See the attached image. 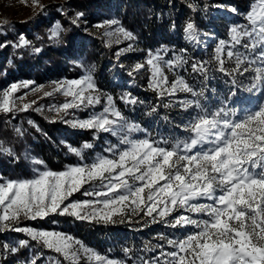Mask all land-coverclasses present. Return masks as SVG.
Returning <instances> with one entry per match:
<instances>
[{"label":"snow or ice","instance_id":"6c2138e0","mask_svg":"<svg viewBox=\"0 0 264 264\" xmlns=\"http://www.w3.org/2000/svg\"><path fill=\"white\" fill-rule=\"evenodd\" d=\"M32 4L43 7L39 0H32ZM230 11L236 9L230 8ZM83 15L77 12L71 23L78 25ZM246 19L247 25L230 29L231 43L219 41L213 59L218 72L233 77V85L236 76H243L252 65H257L246 88L252 92L264 90V0H258ZM117 23L105 21L94 27H111ZM61 30L57 23L50 29V38L57 37ZM184 31L186 39H197L193 23L189 22ZM117 33L127 40L135 39L123 27L105 35ZM29 43L21 35L19 43L13 47ZM5 46L0 43V47ZM238 46L245 51L241 53ZM131 48L129 44L128 49ZM225 51L228 60L235 59L231 71L225 66ZM121 52L117 53L118 57ZM183 63L182 57L165 60L160 53L150 52L146 61L136 63L128 75H134L147 65L151 71L149 87L157 92L158 98L166 92L174 95L177 90L190 92L193 97L202 95L180 78L172 81L169 88L165 67L173 70ZM192 70L199 73L206 68L204 63H193ZM33 83L14 82L0 90V113L32 109L35 100L25 103L27 93L16 94ZM98 91L92 75L87 73L79 79L55 82L52 91H44L43 96L62 93L70 98L59 106L50 107L49 111H55L59 119L74 128L120 136L119 144L106 148L104 151L109 155H97L90 163L69 165L61 171L34 168L36 175L30 179L0 181V232L24 233L32 241L63 256L69 264H79L81 254L89 264H125L123 260L100 255L65 233L19 226L20 222L59 215L78 221L115 223L116 216L142 214L152 223L163 222L174 229H196L183 238L167 239L171 250H162L142 264H264V104L241 117L224 104L206 109L198 100L185 101L183 107L194 106L199 111L185 126L190 134L170 143L164 139L131 138V133L140 129L124 120L111 96L107 97V106L99 114L87 119H64L71 109L101 103ZM121 99L126 103L137 102L130 94ZM35 110L41 111L39 107ZM28 123L37 127L31 120ZM15 131L22 134L19 128ZM82 147L90 149L93 145L84 143ZM68 150L83 160L80 149L69 146ZM0 152L10 153V149L0 145ZM43 163L33 160L35 165ZM81 192L89 199H73L74 194ZM159 238L166 239L163 235ZM28 246L29 240L21 239L16 245L4 242L0 250L15 254ZM123 252L128 256L131 249L125 247ZM23 264H37V258L34 256Z\"/></svg>","mask_w":264,"mask_h":264},{"label":"trees","instance_id":"16d2710c","mask_svg":"<svg viewBox=\"0 0 264 264\" xmlns=\"http://www.w3.org/2000/svg\"><path fill=\"white\" fill-rule=\"evenodd\" d=\"M251 1L62 0L48 3L34 15L12 22L18 33H21L30 43L23 47H13L14 44L19 43L21 35L3 37L6 46L0 49L2 57L0 59V82L32 77L38 81L44 78H74L79 77L85 69H93L98 85L110 88L116 95L118 90L127 91L128 89L125 86H109L104 81L109 74L107 60L113 59L115 50V45H107L100 32L97 31V27H94L104 18L113 16L125 30L135 36L141 48L154 49L163 43L172 44L173 33L180 34L189 22L195 25V29L205 28L208 22H211L216 29L217 40L218 38L227 39L231 25L245 22L242 13L227 18L224 15L214 16L211 10L218 4L227 5L229 3L246 13ZM77 12L84 14L78 25L71 23ZM57 23L60 24L62 30L57 37L50 38V29ZM217 44L215 40L206 50H187V60L183 64V69L193 72V63H204L206 71L193 72L194 75L210 74L212 83L216 87L220 86L218 87L219 93L223 95L222 81L233 77L225 76L216 70L217 62L213 57ZM36 48L40 51H34ZM224 59L225 66L231 71L235 66V59L229 60L231 63L228 64L226 52ZM2 70H4L3 73ZM143 75L144 73L140 72L138 78H143ZM253 75V71H249L242 77L236 76L235 80L238 84L242 80L246 84L251 83ZM140 82L137 81L138 91L136 89L128 91L138 96L140 100H148L150 91L147 88L142 89L143 83ZM239 88L240 85H237L236 93L243 96ZM64 102L63 96L54 94L49 97L43 96L33 105L32 109L26 112L0 113V145L10 149V153L0 152V179L32 178L36 175L34 168L41 171L44 169L62 170L80 161V157L69 152V146L80 149L84 143H93L98 140L96 147H99L103 142L102 134H98L100 140L95 139L94 130L74 128L59 119L55 111H49L50 107L59 106ZM37 107L41 111H36ZM69 113L64 119L71 120L75 114L81 118L86 116V112L82 109H71ZM29 120L34 122L39 131L37 127L28 123ZM17 128L22 130V134H17L15 131ZM88 152H82V156H87ZM36 159L44 163L42 165L33 164V160ZM114 219L115 223H103L78 221L68 216L51 215L43 220H30L23 224L69 232L101 250L108 246L126 247L131 249L130 254L132 255L138 242L142 250H147L154 244L153 241H159L157 237L153 238L147 233L149 231L152 235L156 233L157 227L161 225L160 222L152 223L150 218L143 217L142 214L133 216L131 221H125L119 216ZM145 220L148 223H145ZM142 228L144 230H141ZM131 230L143 233L142 237L145 238H141L138 233L130 235ZM9 238H11L9 233L0 232L1 240L9 241ZM23 238L29 240V246L20 248L15 254L8 252L2 264H16V262L23 264L25 260L33 259L35 252L42 255L36 256L37 264L45 259L46 254L56 256L59 264H69L58 253L44 248L26 236ZM145 245L148 247L145 248Z\"/></svg>","mask_w":264,"mask_h":264},{"label":"rangeland","instance_id":"374dc122","mask_svg":"<svg viewBox=\"0 0 264 264\" xmlns=\"http://www.w3.org/2000/svg\"><path fill=\"white\" fill-rule=\"evenodd\" d=\"M60 1L62 0H39V4L44 6L45 4L48 3L60 2ZM257 4H258V0H252L249 6V10L246 13H244L243 11L241 12V10H238L235 5L229 3L227 5L218 4L211 10L212 15L214 16L224 15L227 18L234 17L237 13L239 14L242 13L241 15L244 17L245 22L231 25L228 29L229 36L227 39L218 38L217 40L216 29L211 22H208L205 28L196 29L197 32L196 40H188L186 39V34L184 31L186 25L188 24L187 23L180 34H177L172 30V32H174L171 39L172 44L163 43L154 49L141 48L140 43L137 42L136 39L127 40L123 37L122 34L119 33L113 36L105 35L106 32H115L117 28L122 27L113 16H108L104 18L103 21L99 22L98 24H104L105 21H112V20L118 22L117 24H114L111 27L105 26V27L97 28L98 29L97 31L100 32L101 36L104 38V41L107 45L109 44L115 45L114 48L115 50L113 52V59L107 60V63L109 64L108 67L109 74L104 80L105 83H108L109 86H125L126 89L128 90L136 89V91H138L137 81L139 80L141 81L140 82L141 84L143 83L142 89L146 90L147 88L150 91L147 98L148 100L145 99L140 100L138 96H135L128 90L126 91L120 89L118 90L117 94L114 95V93H112L110 88L101 87L98 85L97 79L94 77L93 69H85L79 77H74V78H66V77L44 78L42 81H38L37 79L32 77V78H20L11 82L4 81V82H0V90L6 89L14 82L19 83L23 81H32L34 83L30 85L28 89L22 88L16 95L23 96L25 93H27V96L23 102L27 103L33 100L37 102L40 98L43 97L44 91H52L55 82H65L73 79H79L85 74L90 73L99 90L97 95L100 96L101 103L91 107L79 108L86 112V116L81 118L79 117L78 114H75L71 120L87 119L94 114H99L100 112L103 111V108L107 106V97L111 96L116 110L121 112L122 116L124 117V120L127 121V123L137 125L140 129V131L138 132L131 133V138L135 139V138L147 137L153 140L164 139V140H168L170 143H174L176 140H183L190 134L188 131H186L185 126L189 123L192 117H194L199 111V109H196L194 106L189 108L183 107V102L188 100H198L200 104L203 105L206 109H215L221 106V104H224L229 109L235 110L241 117H243L247 112L253 111L262 104H264V90H254L252 92H249L246 90V88L248 85H250V83L246 84L242 80L241 82H239V84L236 82V84L233 85L232 83L233 78H228L229 80L222 81L221 90L223 91V95H221L218 89V87L220 86L217 87L216 85L214 86L210 74L194 75V73L191 72L190 70L183 69L184 67L183 65L184 63H183L173 70H168L165 67V74L167 75L169 80V88L171 86L172 81L180 78L183 79L184 82L187 83L189 87H191L194 91H196L197 93H202V95L193 97L190 92L177 90L174 95H169L166 92L163 97L158 98L157 92L153 91L152 88L149 87L151 71L147 65H145V68L134 73V75L132 76H129L128 73L132 71L136 63H144L148 58V54L150 52L153 54L160 53V55L163 56L165 60H172L175 57H182L183 60L186 61L187 50L188 51H190L191 49L192 50L194 49L196 51H200L202 49L206 50L208 46L215 40L217 41L218 44L219 41L221 40H224L226 44L231 43L230 29L235 26L243 27L247 25L248 23L246 19L247 13L252 9L254 5ZM190 5L192 6V4ZM230 8H235L236 11L232 12L230 11ZM41 9L42 8L39 6H33L32 0H0V43L3 44L5 43V41H3V37H9V35H13V36L21 35V33H18V30L15 29L14 24L12 23L13 21L24 20L34 15ZM88 31H92V30H88ZM129 44L132 45L131 49H128ZM122 49H128V50L121 52ZM238 50L241 53L245 51L242 47L239 46H238ZM118 52H121L119 57L117 56ZM0 54H1V50H0ZM1 58L2 57L0 56V59ZM227 63L230 64L231 61L228 60ZM121 65H123V67H121ZM256 66L257 65H252L249 71H253L254 73V68ZM3 72L4 70H2V73ZM140 72L144 73L143 78H138V74ZM215 77L217 78V76ZM237 85H240L239 92L243 96H240L239 94L236 93ZM38 86H43L42 90L40 91L31 90ZM55 94L63 96L62 93H55ZM129 94L131 98H135V100L137 101L135 104L126 103L123 99H121V97L128 96ZM247 97L248 99H246ZM64 98H65V102L70 99L66 97ZM18 103L21 102L18 101ZM164 105H168V107H164ZM153 108H155L154 112L152 111ZM131 111H133V114H131ZM98 134H102L103 142H101L99 147H96V142L98 140L94 141L93 143H90L93 145V147L90 149H85L81 147L80 148L81 153L84 151L86 152L89 151L88 152L89 154L87 153L88 154L87 156H83V160H81L80 158V161L75 164L90 163L93 159H95L97 155H109L108 153H105L104 150L110 147L111 145L119 144L120 136H113L111 135V133L94 131L93 132L94 138L99 140H100V135ZM54 171H61V170H54ZM4 180H8V179H0V181H4ZM73 199L83 200V199H89V197H85L81 192L74 194ZM201 202H207V201H201ZM174 215L176 214H173V216ZM119 217L121 219H125V221H131L133 218V216L130 214ZM27 221L30 220L22 219L19 226L32 227L38 230H48V231H57V232L65 233L73 237L75 241H79L80 244L94 250L100 255L109 258L123 260L125 261V264H142L143 260L151 259L159 255V253L162 250L164 251L171 250L170 247L167 245V239H180L183 238V236L186 235L189 231H196V229L191 227L174 229L169 227L165 223L160 222L161 225L157 227L156 233H154L153 235L150 231L147 233L150 234V236H153V238L157 237L159 241L157 240L153 241L154 244H152V246L147 250L145 249L142 250L140 243L138 242L135 246V251L133 255L129 253L128 256H125L123 252L124 247L112 248L108 246L104 250H101L94 247L90 243L82 240L81 238L74 236L69 232L58 230L55 228H51V229L41 228L33 224H23ZM141 230H144V228H142ZM4 233H9L11 238H9V241L7 240L4 241L0 239V248H2L4 242H9L13 245H16V243L19 240L25 239L23 237L26 236L24 233H16L13 231H4ZM14 233L19 235L12 236L11 234ZM129 233L130 235L138 233V235H140L141 238H145L144 236L142 237L143 233H140L139 231L135 232L131 230L129 231ZM160 235L165 236L166 239L161 240L159 238ZM28 238L30 239V237ZM159 245H162L163 248L159 247ZM77 247H79V245H77ZM7 253L8 252H3L2 250H0V264H2V261L6 257ZM34 256L36 257L42 255L38 254V252H35ZM44 258L45 259L40 264H57L58 259L53 254H46ZM16 264H20V262H16ZM79 264H89L88 259L84 257L83 254H81V259Z\"/></svg>","mask_w":264,"mask_h":264}]
</instances>
